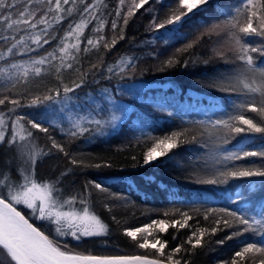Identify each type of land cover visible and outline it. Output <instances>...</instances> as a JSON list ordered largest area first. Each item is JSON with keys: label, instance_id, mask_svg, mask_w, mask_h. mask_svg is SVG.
Returning a JSON list of instances; mask_svg holds the SVG:
<instances>
[{"label": "snow or ice", "instance_id": "obj_1", "mask_svg": "<svg viewBox=\"0 0 264 264\" xmlns=\"http://www.w3.org/2000/svg\"><path fill=\"white\" fill-rule=\"evenodd\" d=\"M157 4L162 7L157 8ZM101 6L103 14L112 18L111 30H121L120 40L125 39L122 33L129 19L143 9L141 14H151L148 31L154 35L141 43L168 45L184 41L177 52L206 49L202 55L193 53L183 61L175 59L174 53L158 71L176 65L184 69L198 65L205 69L215 64L230 66L212 67L200 74L202 86L231 100L232 110L224 118L209 116L187 121L170 105H154L169 119L175 120L179 115L176 127L162 134H156V126L138 118L140 126L134 129V139L142 144L143 151L140 157H131L134 168L152 171L174 164L185 181L205 190L215 189L209 196L222 193L223 199V205L209 203L203 192L197 190L192 200L179 201L182 207L173 209L178 213L175 219H152L135 227L120 225L116 215H112V222L120 225L119 231L135 248L154 250L151 253L102 255L90 250L76 251L85 242L104 241L113 234L110 224L96 212L95 193H103L124 207L132 201L127 196H115L94 179L80 188L69 183L83 169H111L113 165L107 161L88 164L78 159L87 154L70 152L66 141L78 138L92 143L98 138L119 135L130 118L131 106L115 94L136 97L140 92L135 83H118L114 89L101 87L95 94L85 91L81 95L78 90L115 76L131 79L126 73L135 69V62L129 59L82 73L79 82L73 81L70 86L61 83L44 95L19 91L21 85L27 86L53 67L58 77L64 69L77 71L79 54L89 48L102 46L111 50L116 46L117 40H111L109 45L103 35L95 39L84 36L89 22H94L92 29L96 33L107 23L97 21ZM164 12L167 15L161 18ZM73 13L78 19L73 18ZM185 28L190 31L185 32ZM148 55L160 62L158 52ZM92 68L96 69V65ZM145 83L151 82L140 81ZM214 107L209 105L208 111ZM33 108L42 111H24ZM246 113L256 114L259 120ZM209 126L218 133L211 147V164L203 159L209 154L205 133ZM50 129L59 131L62 139L58 140ZM33 130L45 134L44 148L37 143L39 137ZM247 144L255 147L246 148ZM191 145L205 152L193 157L185 167V162L178 159L180 153L174 150ZM0 152L12 155L0 167V254L7 264H189L187 253L197 248L211 250L213 245L223 246L233 240L238 242V248L222 264H264V199L253 214L257 197H264V0H237L227 8L219 0H174L169 4L163 0H116L115 4L110 0H0ZM61 157L74 167L54 177H40L38 166L46 158ZM117 179L127 183L129 178ZM147 179L152 182L155 177ZM235 181L242 183L233 184ZM128 187L136 190L131 183ZM161 187L170 202L176 204L178 193L166 185ZM104 207L112 212L108 204ZM201 217L207 222L205 226H200ZM194 219L196 223L190 225L189 221ZM169 227L189 228L190 234L169 248L167 241L154 234L164 233ZM218 232L227 234L206 242V236L215 237ZM246 235L258 238L259 242H249L244 239Z\"/></svg>", "mask_w": 264, "mask_h": 264}, {"label": "trees", "instance_id": "obj_2", "mask_svg": "<svg viewBox=\"0 0 264 264\" xmlns=\"http://www.w3.org/2000/svg\"><path fill=\"white\" fill-rule=\"evenodd\" d=\"M109 2V0H105ZM111 4H115L116 0H110ZM130 2V0H129ZM164 4L173 3L174 0H163ZM219 3L227 8L235 3L237 0H219ZM79 8V2L77 3ZM147 7V6H146ZM157 8H161L160 4L156 5ZM143 13V9L137 13L136 17L129 19V24L123 30L124 40L119 39L121 30L118 28L116 32L111 30V17L103 14V8L101 6L100 14L97 15L98 22L107 21L101 27L100 33H96L92 29V23L89 22L88 27L84 29V36L95 39L98 35H103L107 41L117 40L116 46L108 50L104 47L89 48L87 52H81L76 61L77 71L71 69L62 70L58 77L55 67L49 69L45 76L34 78L27 86L21 85L19 91L27 90L32 95H44L47 91L54 90L61 86V83L71 85L73 81L78 82L81 78V74L85 72H94L103 66H116L124 61L125 63L131 59L135 62L136 67L133 71L127 72L126 76H130L131 79L125 78L119 79V76H115L112 80H102L99 85L93 84L86 91L96 93L101 87L115 88L119 83L121 86L132 85L133 83L140 85V81H146L151 83L141 84L144 88L138 96L142 99L141 102L129 100L124 95H118L116 98L124 104L131 105V113L128 122L123 126V131L119 135H112L107 138L95 139L92 143H85L84 139L73 138L66 141V147L70 152H83L86 156L78 157V159L85 160L88 164H94L96 162L107 161L113 165V168H101L100 170L94 167H88L79 172L78 175L71 178L69 183L74 185L76 188H80L87 180L94 179L100 182L103 186L109 188L110 192L115 196H127L131 201V205L124 207L117 200L107 198L103 193H95L97 199L94 201L96 205V212L101 216L105 222L109 223L113 229V234L106 240L88 241L83 244L82 247L76 248V251L84 252L86 250L93 251L97 254L102 255H135L153 252L154 250H143L133 246L129 238L124 237L119 231L120 225L124 227H135L143 225L144 223L152 219H165L171 221L178 216V213L174 212V208L182 207L179 201H190L192 200L197 190L203 192V196L208 198L209 203L217 205H223L222 193L217 196H209L210 192H215V189L207 188L203 186L190 184L185 181L180 170L175 167L174 164L167 165L160 169H153L148 171L143 168H134V161L131 159L133 155L140 157L143 146L138 143L134 136L137 133L134 129L137 126L138 118L147 121L149 124L156 126V134H162L176 127L180 122L179 115L175 120L169 119L166 113H160L153 106L155 103L161 102L163 98L169 96L173 102L169 99H165L162 102V106L170 105L172 110L180 115H183L187 121L206 119L209 116L213 119L224 118L226 114L232 110L231 100L224 94L211 91L210 89L202 86L201 73L204 71H210L212 67L226 68L230 67L223 64H215L209 66V69H205L202 65H198L196 68L184 69L179 65H176L172 69L166 71H158L163 66L164 62L170 57L180 61H183L187 57L196 53L197 56L202 55L206 49L193 48L187 49L183 52H177L183 46L184 41L171 42L168 45L157 42L153 45L141 43L145 40H150L154 33L148 31V25L150 23V13ZM167 15L166 12L162 13L161 18ZM73 18L78 19L73 13ZM67 24V21L64 22ZM185 32L190 29L185 28ZM56 43V41H53ZM103 45V41H101ZM83 48L84 45L82 44ZM159 53V63L156 59L150 57L148 53ZM195 58V57H193ZM96 65V69L92 68V65ZM174 85V87H173ZM79 91V90H78ZM153 99V100H152ZM151 101L148 103L147 101ZM154 104V105H153ZM209 105H214L212 111H208ZM160 106V105H158ZM27 112V109H24ZM250 117H254L259 120V117L254 113H246ZM58 140L62 139V134L59 131L51 130ZM33 132L39 137L37 143L41 148L46 146L45 134L38 133L36 130ZM206 137L209 140V154L203 156V159L209 161L211 164V147L213 143L218 139V133L213 130L210 126L205 130ZM87 136V133L86 135ZM231 147V145H229ZM246 148H254L255 145L247 144ZM180 156L178 159L185 162V167H188V161L192 160L193 157L202 155L205 150L196 148L194 145L185 146L178 150ZM241 163H246L242 161ZM74 167L67 160V158L61 157L59 160L55 158H46L42 164L38 166V173L40 177L47 179L54 177L62 170H67ZM123 169V171H121ZM128 177V182L124 183L117 179L118 177ZM154 176L155 179L149 182L147 177ZM133 184L136 190H132L128 187V184ZM233 184L242 183L241 181L232 182ZM166 185L170 191L178 193V202L173 204L170 202V197L161 187ZM231 186V185H230ZM95 192V190H93ZM264 197H257L256 207L254 208L253 214L258 211V206ZM104 204H108L112 207V212H109ZM233 208L236 205H232ZM167 212L168 215H164ZM194 217L198 216L197 213H190ZM112 215H116L120 221V225H116L112 222ZM196 220L189 221L190 225H194ZM207 222L200 218V226H205ZM159 238L168 242V247L171 248L176 245L179 241L185 238L186 234H190L189 228H173L169 227L164 233H155ZM226 232H218L215 237L205 238L208 240H215L223 238ZM173 236L176 239H173ZM244 239L249 242L256 241L259 239L252 236L246 235ZM105 244L107 248L105 250ZM190 247V246H189ZM238 248V242L236 240L228 241L223 246L213 245L211 250H203L197 248L190 253H187L189 264H222L223 261L228 260L234 251ZM167 251V249H166ZM0 261H4V257L0 254ZM4 264H7L4 261Z\"/></svg>", "mask_w": 264, "mask_h": 264}, {"label": "rangeland", "instance_id": "obj_3", "mask_svg": "<svg viewBox=\"0 0 264 264\" xmlns=\"http://www.w3.org/2000/svg\"><path fill=\"white\" fill-rule=\"evenodd\" d=\"M47 74V72L43 75V76H45ZM79 82V81H78ZM137 85V87H139L140 88V91H142L143 90V88H144V85H138V84H136ZM86 90L84 89V90H79L78 92H80L81 93V95H83V93L85 92ZM49 91H47L46 92V94L48 93ZM97 92V91H96ZM118 93V95H123V94H121V93H119V92H117ZM140 93V92H139ZM95 94V93H94ZM124 96H126V95H124ZM126 97H128V99L130 100H134V101H139V102H141L142 101V99L137 95L136 97H130V96H126ZM165 99H170L171 100V102H173V100H172V98H170L169 96H167L166 98H163L162 100H161V102H158V103H155V105H160V106H162V104L164 103V102H166V101H164ZM153 100V99H152ZM148 103H150L151 101L149 100V101H147ZM163 102V103H162ZM126 105H129V104H126ZM154 105V104H153ZM164 105V104H163ZM131 106V105H130ZM132 109V108H131ZM40 111H42L41 109H35V108H33V109H27V112H29V113H36V112H40ZM63 123H67V121H63ZM86 135V134H85ZM12 159V155L9 153V154H5V153H3V152H0V167H3L4 165H6L7 163H8V161L9 160H11Z\"/></svg>", "mask_w": 264, "mask_h": 264}]
</instances>
